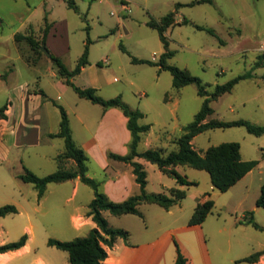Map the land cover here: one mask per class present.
Listing matches in <instances>:
<instances>
[{
  "label": "rangeland",
  "instance_id": "1",
  "mask_svg": "<svg viewBox=\"0 0 264 264\" xmlns=\"http://www.w3.org/2000/svg\"><path fill=\"white\" fill-rule=\"evenodd\" d=\"M73 1L78 12L69 8L68 0H0V107L10 103L9 119L0 121V131H9L0 142V207L15 205L19 211L0 219V241L19 240L27 234L23 230L31 220L35 226L32 250L57 264L69 263L68 254L49 247L48 239L86 237L89 227L76 229L70 215L88 210L95 195L90 186L81 184L75 196L74 184L69 182L50 184L43 202L27 197L36 190L20 179L24 167L40 177L47 176L57 170L56 158L64 151V141L49 136L60 124L54 103L66 109L74 140L89 157L87 175L100 184L101 192L105 193L115 165L131 167L107 156L118 146L115 136L107 133L106 124L102 126L103 108L80 98L67 86L42 51L48 29L47 49L60 53L71 71L89 39L90 64L73 82L82 88L97 81L102 86L98 96L105 100L121 96L129 107L144 114L139 124L151 128L142 135L140 153L176 151V140L204 102L195 84L176 90L171 73L157 66L165 48L158 32L147 23L160 21L172 11L176 12V25L165 32L174 52L170 65L200 78L209 93L250 70L255 75L212 102L211 118L243 119L264 126V0H202L204 3L194 6L186 5L197 0ZM178 3L184 6L176 9ZM196 25L213 29L216 37L197 30ZM26 37H33L38 44L32 45ZM132 57L152 64H135ZM257 63H261L259 68H255ZM29 94L38 97L27 100ZM2 135L1 139L4 132ZM227 142L240 144L244 160L259 161L247 180L228 191L214 188L206 171L177 166V172L195 184L183 187L186 197L170 210L142 204L143 217L103 213L110 226L129 233V244L120 238L111 249L118 264H174L176 244L189 264H251L241 260L264 250V231L247 224L249 213L254 212L255 222L264 227V208L256 206L264 184V135L249 134L244 127L213 129L196 136L192 144L205 154L210 147ZM104 164L110 168L106 170ZM66 165L74 166L72 161ZM147 172L151 193H168L166 188L180 187L174 177L161 173L153 164ZM135 185L130 177V194H139ZM209 199L214 208L205 222L190 226L196 206ZM25 261L21 259L20 264ZM255 264H264V256Z\"/></svg>",
  "mask_w": 264,
  "mask_h": 264
},
{
  "label": "trees",
  "instance_id": "2",
  "mask_svg": "<svg viewBox=\"0 0 264 264\" xmlns=\"http://www.w3.org/2000/svg\"><path fill=\"white\" fill-rule=\"evenodd\" d=\"M201 3L204 2L202 0H197L186 6H194ZM68 5L70 9L78 12L79 9L73 0H68ZM182 6L184 5L178 3L176 4V9ZM175 15L176 12L172 11L162 17L160 21L151 19L147 23L150 28L158 32L160 40L165 48V52L161 55L157 66L160 70L171 73L173 87L176 90L195 84L198 88V95L204 98V102L200 111L195 115L194 120L184 127L182 135L176 140L177 150L168 154L162 150H147L141 153L138 151L142 135L147 133L151 126L140 125L139 121L144 117V114L139 110H134L129 107V105L122 100L121 96L105 100L98 96L97 89L92 87L80 88L74 84L73 79L80 75L83 69L90 64L88 48L89 39H87L85 50L78 60L76 68L72 71L66 67L61 57L53 53H50L48 56L56 66L58 76L67 86L73 88L80 98L101 106L104 111L112 108L120 109L128 119L127 128L132 137L129 143L128 154L119 155L116 153H109L108 158L130 165L135 176V181L140 187L139 194L133 195L123 202H114L105 193L101 192L100 184L87 175L89 157L85 151L76 144L73 138L70 119L66 109L54 103V106L57 107L60 112V124L58 133L51 134L50 137L60 138L64 141V151L56 158L58 169L54 173L40 177L24 167V173L20 176V179L25 183L32 184L38 191L39 198H42L50 184H60L75 179H80L82 183L93 189L95 196L88 206L87 217L92 219L96 224V228L92 229L86 237L75 238L71 241H60L53 238L47 241L49 247H54L68 254L69 264H105L108 258L107 248L112 249L117 238H122L129 244V233L123 229L110 226L103 215L104 212H109L113 216L131 214L143 217L139 209L142 204H156L166 210H170L186 197V191L183 189H172L168 195L148 193L146 191L147 173L143 165L135 161L136 158H142L152 164L158 165L164 174L174 177L177 183L183 187H188L195 183L179 174L175 170L177 166H189L196 170L206 171L210 175L213 187L221 192H226L231 189L259 165V161L257 160H242L241 146L236 142H227L218 146H212L205 154L200 153L193 147V139L208 130L244 127L249 134L262 136L264 135V126L243 119L221 121L211 118L214 114V109L211 106L212 102L217 101L224 94L232 92L239 82L252 79L255 75L253 71L250 70L224 85H217L215 91L209 93L200 78L193 76L187 69H181L177 66L170 65L168 60L174 56V52L169 49V41L165 36V32L171 26L176 25ZM188 23L189 21L185 19V24ZM195 28L200 31H207L209 34L216 37V33L213 29L199 25H196ZM86 30L89 33L90 27L88 26ZM48 34L49 29L41 43L42 47H46ZM26 40L32 45L38 44L33 37H26ZM220 42L222 41L220 40ZM121 49L124 53L130 55L123 45H121ZM132 62L135 64H152L150 61L140 60L134 57H132ZM260 66L261 63H257L255 68H259ZM9 107L10 103H6L0 107V121L9 119ZM67 161H72L74 166L67 167ZM256 206L258 208H264V184L261 187V194L256 202ZM213 208L214 202L210 199L199 203L189 221V225L195 226L203 224ZM17 213L18 209L15 205L0 207V219ZM249 215L250 220L247 224L252 225L256 230L264 231V227L255 222L254 212H250ZM27 241L28 235L24 234L15 242L0 245V254L21 249L26 245ZM176 251L177 258L175 264H188V259L183 254L178 244H176ZM262 256H264V250L242 259L241 262L255 264L260 261Z\"/></svg>",
  "mask_w": 264,
  "mask_h": 264
},
{
  "label": "crops",
  "instance_id": "3",
  "mask_svg": "<svg viewBox=\"0 0 264 264\" xmlns=\"http://www.w3.org/2000/svg\"><path fill=\"white\" fill-rule=\"evenodd\" d=\"M124 7H125V10H128V5H124ZM53 54L61 57L60 53L59 54L53 53ZM87 68H88V66L83 69L80 76L85 74V72L87 71ZM89 87L100 90L102 86L100 84H98L97 81L92 80L88 86H84L82 88H89ZM36 97H38L37 94L26 95L27 100H34ZM77 120L80 124L84 125V122L82 121V119L80 117H77ZM127 122H128V119L124 116V114L122 113V111L120 109L112 108V109H109L107 111H103V113H102V126L106 124L105 126L107 128V133L112 135V136H115V139H113V140L115 141L116 145L118 146V149L116 150V152H113V153H116L119 155H126L129 152V143L131 142L132 137H131L130 131L127 128ZM70 126L72 129V134L74 135L73 126H72L71 121H70ZM58 131H59V129L55 132L49 133V136L51 134L58 133ZM3 132H4V138L3 139L0 138V142L5 141L6 136L8 137V134H9V131H0V137L3 136L2 135ZM73 138H74V136H73ZM95 138L98 139V135H96ZM141 140H142V137H141ZM94 150H96V149L94 148ZM107 156L105 158H107ZM241 157H242V155H241ZM242 160H244L243 157H242ZM135 161L143 165L144 170L147 173L146 191L148 193H151V190L149 188L150 182H149V175H148L147 170H148V165L152 164V163H150V162H148L142 158H136ZM244 161H250V160H244ZM153 165L158 167V165H156V164H153ZM103 167L107 170V168H110V165L104 164ZM178 167L175 168L176 171H177ZM57 169H58V165H57ZM158 169L161 173H163L159 167H158ZM252 172H253V170L251 172H249L239 182H243V181L247 180L249 178V176L252 174ZM165 175H167V174H165ZM130 177H131L132 182H134L135 176L132 172V168L130 170V168L127 167L126 165H123V166L122 165H119V166L115 165L114 175L111 176V178L105 184V194L114 202H123L126 199H128L129 197L133 196L134 193L130 194ZM69 182H72L74 184V187H73V193L74 194L73 195L76 196L78 194V192L80 191L81 184H84V183H82L80 181V179H75V180L68 181L65 183H69ZM175 182L177 183L176 179H175ZM135 183H136V181H135ZM60 184H64V183H60ZM135 188L137 190L139 189V193H140V187L138 184H137V187L135 185ZM166 189L169 190L168 193L164 192L163 190H157V193H155V194H167L168 195L170 193V190H172V189H183V186L171 187V188H166ZM47 191H48V188H47L46 192L44 193V195L42 196V198H39L37 190L35 191V193L32 194V196H27V197H29V200H32V201L33 200L34 201L40 200L41 202H43L46 199ZM136 193H138V192H135V195H137ZM69 200L70 199H68L67 201H69ZM16 205L18 207H20V205H18V204H16ZM87 211L88 210H86L82 214L79 213V214H71L70 215V219H71V221L74 222V226L76 229H80L82 227H89V229H90L89 231H91L92 229L96 228V224L92 221V219L90 217H86ZM34 230H35V226H34L33 222L30 220V224L28 226H26L23 230V233H27V235H28V241H27L26 245L24 247H22L21 249H18L15 251H9L6 253H1L0 254V264H20L21 259L27 260V262L25 261L23 264H57L51 258L46 257L44 255H39L37 252L32 250L31 244L34 240V232H35ZM2 232H3V230H2V227L0 225V234ZM118 239H120V238L116 239L114 247H115ZM10 242H13V241L4 239V240L0 241V245H4V244L10 243ZM107 251H108V258H107L105 264H118L116 259L111 255V249L107 248ZM176 258H177V251H176ZM176 258H175V261H176ZM175 261H174V264H175ZM64 264H69V263H64ZM188 264H189V259H188Z\"/></svg>",
  "mask_w": 264,
  "mask_h": 264
},
{
  "label": "water",
  "instance_id": "4",
  "mask_svg": "<svg viewBox=\"0 0 264 264\" xmlns=\"http://www.w3.org/2000/svg\"><path fill=\"white\" fill-rule=\"evenodd\" d=\"M41 49L47 56L50 55V52L48 51V49L46 47H42Z\"/></svg>",
  "mask_w": 264,
  "mask_h": 264
}]
</instances>
